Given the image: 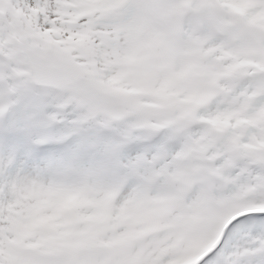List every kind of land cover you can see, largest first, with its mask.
<instances>
[{
	"label": "snow or ice",
	"instance_id": "1",
	"mask_svg": "<svg viewBox=\"0 0 264 264\" xmlns=\"http://www.w3.org/2000/svg\"><path fill=\"white\" fill-rule=\"evenodd\" d=\"M0 264H264V0H0Z\"/></svg>",
	"mask_w": 264,
	"mask_h": 264
}]
</instances>
